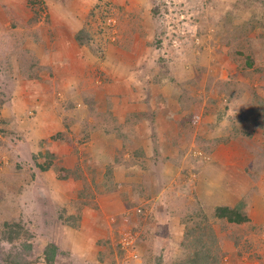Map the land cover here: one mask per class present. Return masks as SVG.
<instances>
[{
    "label": "rangeland",
    "instance_id": "1",
    "mask_svg": "<svg viewBox=\"0 0 264 264\" xmlns=\"http://www.w3.org/2000/svg\"><path fill=\"white\" fill-rule=\"evenodd\" d=\"M197 225L264 264V0H0V264H185Z\"/></svg>",
    "mask_w": 264,
    "mask_h": 264
},
{
    "label": "trees",
    "instance_id": "2",
    "mask_svg": "<svg viewBox=\"0 0 264 264\" xmlns=\"http://www.w3.org/2000/svg\"><path fill=\"white\" fill-rule=\"evenodd\" d=\"M240 55L245 57V61H246V66H251L252 65V59L249 56V54H246V51L243 50L241 52H239ZM203 217H205V215H201ZM213 216L217 219H225L227 222L232 223V224H241L245 221L248 220V217L246 215L245 212H243V210L238 207V206H228V205H217L214 208V214ZM189 220V218L187 219ZM202 222V220H200V223ZM6 225H8L6 223ZM201 225H197L195 226V229L191 230L188 229V227L185 229V233L183 234V236L181 237V241L183 246L185 245L184 241H186V239L189 238L190 235H192L194 233L195 230H197V228H199ZM202 230L199 231V235L197 237L196 241H199V244L197 246L196 249L192 250L191 248L187 249V244L184 246V248L189 251L187 253H185L184 256V263L185 264H219L218 261L216 260L217 256L214 252H211V244L212 241L209 240H213L214 241V235L209 233V232H203V228L201 227ZM8 233H12V231H9ZM18 233L12 235L9 234L7 236H5V240L7 241H12L14 239H16L19 235H17ZM210 234V236L212 238H209V236H206V241L204 240L205 235ZM185 235V236H184ZM189 235V236H188ZM190 239V238H189ZM191 240V239H190ZM192 241V240H191ZM49 248L51 250H49V252L45 255V260L48 263H52L53 262V258L56 255V247L55 245H50ZM210 249V251H209ZM214 253V254H213ZM17 264V261H15ZM155 264H165L164 261H162V259H159Z\"/></svg>",
    "mask_w": 264,
    "mask_h": 264
}]
</instances>
